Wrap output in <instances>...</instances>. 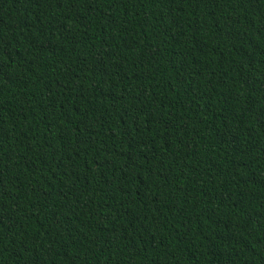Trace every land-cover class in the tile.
Masks as SVG:
<instances>
[{"label":"trees","instance_id":"16d2710c","mask_svg":"<svg viewBox=\"0 0 264 264\" xmlns=\"http://www.w3.org/2000/svg\"><path fill=\"white\" fill-rule=\"evenodd\" d=\"M0 264H264V0H0Z\"/></svg>","mask_w":264,"mask_h":264}]
</instances>
